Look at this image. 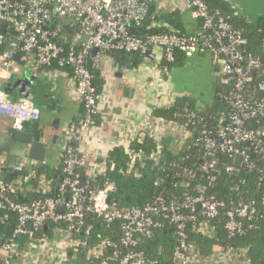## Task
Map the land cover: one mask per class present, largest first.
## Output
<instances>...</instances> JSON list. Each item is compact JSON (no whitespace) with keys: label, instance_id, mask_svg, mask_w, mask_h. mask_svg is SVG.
<instances>
[{"label":"built area","instance_id":"1","mask_svg":"<svg viewBox=\"0 0 264 264\" xmlns=\"http://www.w3.org/2000/svg\"><path fill=\"white\" fill-rule=\"evenodd\" d=\"M155 1L0 0V75H20L23 69L31 71L35 76L43 69L70 70L75 80L76 94L84 108L79 126L67 127L63 135L61 165L64 178L60 190L63 193L69 192L67 201L49 198L44 202L36 200L28 204L16 202L12 195L20 192L24 194V182L20 178L11 183L0 182V224L9 229L0 246V264H25L27 254L20 251L17 239L27 235L29 228L37 232L49 224L58 228L65 226L59 229L73 240L70 249H74L80 244L75 235L82 231L88 214L97 216L108 226H120L119 240L105 239L88 252L86 259L92 264H155L141 249V242L153 238L161 219L168 220L178 238L175 264H195L194 261L199 259V250L186 232L188 223L194 224L195 233L215 238V229L210 221L218 217L225 207L214 197L208 196L202 188L198 189L195 197L187 198L182 203L172 201L166 204L158 198L156 204L121 211L114 204L106 203L111 186H106L104 191H94L90 189L94 178H88L82 184L77 173V169L85 167L86 161L79 149L71 143L79 144L84 133L95 124L94 117L99 114L101 94H97L93 71L100 70L111 52L141 56L149 51L159 52L170 64L175 62L176 50L186 56L209 54L220 68L223 85L234 84L236 93L228 97L233 114L226 120L228 122L224 118L219 121L217 139L202 132L204 137L199 142L206 146L209 157L215 151H220L231 158L241 157V163L249 167L248 149L240 148V144H255L257 153L264 154V146L260 145V141L264 140V129H254V121L264 119V62L246 59L241 54L239 47L244 45L245 40L238 32H233L223 19L216 20L204 0H180L192 20L201 23L200 28L194 32L183 33L156 22L149 29L159 31L155 30L142 37L138 32ZM94 50L97 52L94 53ZM163 71L169 72L168 69ZM253 71H257L261 79L254 90L257 99H253L248 91L249 86L256 82ZM259 93H262L261 97ZM0 116L9 118L12 126L20 129L25 122L38 121L41 113L28 99L11 101L0 87ZM169 124L177 145L185 144L190 136L186 128L174 121H169ZM145 136L139 133L133 141H141ZM156 140L160 148L162 143ZM133 141L121 145L132 158L128 171L134 170L137 159L156 158L159 161L158 154L142 158V153H133L130 148ZM208 164L202 166L206 175H210ZM106 171L107 168H100L99 176ZM35 174L36 171L32 170V175ZM210 179L213 181L215 177L210 175ZM53 191L51 181L40 179L39 195H50ZM84 196L89 197L91 204H85ZM62 206L66 210L59 212ZM255 213L253 202L229 210L226 213V229L230 237L242 234V220L252 219ZM200 217L203 219L200 220ZM88 232L89 228L86 229ZM215 248L249 261L246 249ZM65 260V264L79 262L76 257L72 260L66 257Z\"/></svg>","mask_w":264,"mask_h":264},{"label":"trees","instance_id":"2","mask_svg":"<svg viewBox=\"0 0 264 264\" xmlns=\"http://www.w3.org/2000/svg\"><path fill=\"white\" fill-rule=\"evenodd\" d=\"M208 6L209 12L216 20L223 19L233 32H238L245 40L244 45L239 47L241 54L246 59H259L264 62V17L256 23H249L239 17L227 0H204ZM154 7V3H152ZM160 22L183 33H188L184 17L176 10L161 11L157 16L146 18L143 27L138 32L142 37L154 32L156 29L149 27ZM197 23V22H196ZM201 23H197L196 30L200 28ZM156 31H159L158 29ZM194 32V31H192ZM125 56H127L125 54ZM108 57L121 59L119 52H111ZM144 59L143 56L140 60ZM186 62V55L175 51V62L167 63L161 58V69H172L182 67ZM95 74V84L97 94H102L104 81L99 70L93 71ZM255 74L256 82L249 86V94L253 99L256 98L254 90L260 78L257 71ZM235 92L234 84L221 85L215 104L212 107L198 109L195 105L187 108L185 100L181 99L173 107H159L154 111L157 118L174 121L186 128L190 134L186 143L176 148L161 144L158 146L157 140L146 135L143 140H135L131 144L133 153H142V158H149L154 154L159 155V161L155 165L145 164L142 159H137L134 163V170L128 171V166L132 162L131 155L124 147H115L108 159V168L105 174L94 178L90 183V189L98 191L101 182L106 186H115L114 191H109L111 204H114L118 210L128 211L135 208H141L147 204H156L158 198L163 199L166 204L172 201L182 203L187 198L195 197L198 189L205 190L208 196L222 203L225 210L220 212L218 217L211 220V225L215 229V238H207L193 231L194 224L186 225V232L189 240L196 244L199 253L208 256L215 247L246 249L247 258L250 264H264V154H258L256 145L240 144V148L248 149L249 165L238 163L237 159L220 151H215L212 157L207 155V148L199 142L202 132H206L210 138L217 139V129L221 118L229 120L233 110L229 104L228 97ZM97 115L94 117L96 123ZM224 122V123H225ZM264 129V119L254 121V129ZM74 148H78V143H71ZM264 146V140L260 141ZM174 151L179 154L175 155ZM215 162L214 165L211 163ZM209 163V164H208ZM208 164L210 175L215 180L206 175L202 166ZM231 169V170H230ZM35 176L23 181L24 186L34 189L37 187L40 179L45 178L51 181L55 190V181L57 171L61 172V178H64L63 167L54 170L49 166L37 168ZM82 184L86 183L87 175L84 168L77 169ZM159 185L156 186L155 183ZM178 183V186L175 184ZM61 189V188H60ZM52 192L50 195H39L37 201L44 202L51 199L67 200L69 192L63 193L61 190ZM13 200L28 204L22 192L12 195ZM85 204H91L88 196H84ZM254 203L256 213L252 219H244L243 233L230 237L226 223L227 212L235 206L246 203ZM203 217H200L202 220ZM85 224L82 231L75 235V239L80 243L74 249L68 252V259L76 257L78 260L86 259L88 252L105 239L120 238L119 224L107 225L95 215L88 214L85 218ZM160 227L154 231V236L150 240L141 242V249L149 256L155 264H175V252L178 247V238L175 230L168 220H159ZM65 227V226H60ZM59 227V228H60ZM89 232L86 233V229ZM50 229L42 227L35 232L28 229L27 235L19 237L17 244L24 248L29 244L40 240L43 237L50 236ZM69 260V261H70Z\"/></svg>","mask_w":264,"mask_h":264},{"label":"crops","instance_id":"3","mask_svg":"<svg viewBox=\"0 0 264 264\" xmlns=\"http://www.w3.org/2000/svg\"><path fill=\"white\" fill-rule=\"evenodd\" d=\"M235 13L249 23H256L264 17V0H227ZM154 9L161 11L176 10L184 17L188 31H195L197 23L184 8L180 0H157ZM156 12L151 15L157 16ZM154 59L140 60L141 55H121L120 60L108 57L100 68L104 81L101 98L99 100V114L96 123L87 130L78 144L79 153L85 158L84 167L87 178L99 176L100 168H108V159L115 147L133 141L139 133L152 136L163 144L171 140L169 146L176 148L174 132L169 121L157 118L154 111L159 107H173L178 100H185L187 108L195 105L198 109L212 107L217 99L219 88L223 85L220 68L207 53H197L186 56L182 67L165 73L161 69V53L154 52ZM16 80L23 77H35L34 105L40 111L38 120L44 128L49 130V142L54 135L59 139L47 157V164L51 169H61V154L64 130L79 126L84 116L83 104L76 94L75 80L70 70L55 68L43 69L37 76L26 69ZM10 77L0 75V87L7 88ZM22 96L15 94L10 100L17 102ZM59 122L56 125V122ZM12 125L9 118L0 116V126ZM178 128V127H177ZM180 128V127H179ZM164 145V144H163ZM27 168L37 169V164L25 163ZM38 186L34 189L25 188V192L38 193ZM110 187V186H108ZM39 198V197H38ZM38 200V199H37ZM50 225V224H49ZM46 226V225H45ZM44 226V227H45ZM49 237H43L20 251L27 254L25 264H65L73 240L63 234L57 227L49 228ZM81 260V259H80ZM195 264H247L220 249H213L208 256L199 254Z\"/></svg>","mask_w":264,"mask_h":264},{"label":"water","instance_id":"4","mask_svg":"<svg viewBox=\"0 0 264 264\" xmlns=\"http://www.w3.org/2000/svg\"><path fill=\"white\" fill-rule=\"evenodd\" d=\"M158 12L157 9L149 8L147 12V17H151L152 14ZM72 28H69L71 31ZM97 50H94L96 53ZM125 57L124 53H120ZM145 57L154 59L155 55L150 51L147 52ZM18 61V56H16ZM36 85L35 77H23L16 80V76L12 75L10 77V84L4 91L9 95V97L18 94L25 99L34 102L35 94L34 89ZM262 93H259V97ZM45 115L41 116L42 120H45ZM59 122H56V125ZM59 139L58 135L52 137L51 142H49V130L44 128L39 121L36 122H25L20 129L8 125V127L0 126V182L11 183L14 179L20 178L23 181L29 180L33 177L32 172L27 168L25 163L32 162L36 163L37 168H42L47 164V157L51 150V146L57 144ZM171 140H166L163 142L164 145L169 146ZM175 155H178V151H174ZM241 157H237V162L241 163ZM143 163L155 165L158 163V159H143ZM55 190L57 192L62 186L61 172L57 171ZM106 189V184L101 182L99 191H104ZM115 186L112 185L110 191H114ZM28 202H35L39 193L27 191L24 194ZM68 200V199H67ZM66 200V201H67ZM106 203L111 204V196L107 195ZM66 210L65 206L59 208V212H64ZM45 228L55 229L56 225L50 224L46 225ZM9 232L8 228L3 227L0 224V246L3 243L5 234ZM78 264H92L88 259L79 260Z\"/></svg>","mask_w":264,"mask_h":264}]
</instances>
